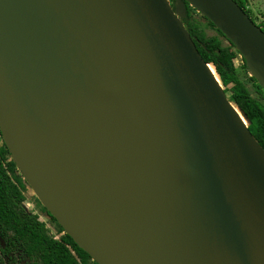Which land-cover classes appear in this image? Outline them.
Wrapping results in <instances>:
<instances>
[{
	"label": "water",
	"instance_id": "obj_1",
	"mask_svg": "<svg viewBox=\"0 0 264 264\" xmlns=\"http://www.w3.org/2000/svg\"><path fill=\"white\" fill-rule=\"evenodd\" d=\"M185 2L264 89V31L234 0H0L1 138L97 264H260L264 149Z\"/></svg>",
	"mask_w": 264,
	"mask_h": 264
},
{
	"label": "trees",
	"instance_id": "obj_2",
	"mask_svg": "<svg viewBox=\"0 0 264 264\" xmlns=\"http://www.w3.org/2000/svg\"><path fill=\"white\" fill-rule=\"evenodd\" d=\"M171 3L174 0H170ZM253 20L246 8L247 0H234ZM186 16L182 19L190 36L193 38L203 60L215 65L225 76L228 89H224L228 100L245 115L247 127L260 146L264 149V103L253 97L243 81L238 78L237 68L232 54L240 53L223 34L204 16L203 18L227 44L223 45L216 36L207 37L197 30L190 21L191 6L185 2ZM257 24V23H256ZM264 31L262 24H257ZM242 66L245 61L240 55ZM259 91H264L260 84L250 77ZM229 91V94H227ZM26 181L10 158L0 133V237L5 247L0 245V260L7 259L8 264H97L82 250L73 239L64 233L62 227L48 213L38 199H35L39 211L49 217L56 227L58 238L50 236L38 216L28 211L24 205Z\"/></svg>",
	"mask_w": 264,
	"mask_h": 264
},
{
	"label": "rangeland",
	"instance_id": "obj_3",
	"mask_svg": "<svg viewBox=\"0 0 264 264\" xmlns=\"http://www.w3.org/2000/svg\"><path fill=\"white\" fill-rule=\"evenodd\" d=\"M246 8L252 15L255 22L257 24H262L264 26V0H247ZM190 21L197 30L203 32L207 37L216 36L221 40L223 45L227 44V41L223 37H221L216 32V30L209 25V23L203 18V16L192 7L190 10ZM232 55H233L231 56L232 60L234 62L235 67L237 68L238 78L244 82L246 88L253 97H256L257 99H259L261 102L264 103V91H259L256 88L255 83L250 78L252 77L251 73H249L248 69H245L242 66V60L240 55L234 53ZM210 67L215 77L217 78L218 82L222 86V88L228 89L229 84L227 83L224 74L215 65H210ZM227 94H229V91H227ZM24 195H25V200L23 203L26 209L32 212L33 214H35L36 216H38V219L42 222L43 226L45 227L47 233L50 236L54 238L58 237V233H56L55 225L48 219L46 215L42 214L39 211L38 207L36 206L35 199L37 198L34 195L31 188L28 186V184H26V187L24 189Z\"/></svg>",
	"mask_w": 264,
	"mask_h": 264
},
{
	"label": "flooded vegetation",
	"instance_id": "obj_4",
	"mask_svg": "<svg viewBox=\"0 0 264 264\" xmlns=\"http://www.w3.org/2000/svg\"><path fill=\"white\" fill-rule=\"evenodd\" d=\"M43 214V213H42ZM45 215V214H44ZM48 219H49V217H48ZM50 220V219H49ZM64 231V230H63ZM65 233V232H64ZM56 238H58V237H56ZM2 239V238H1ZM3 240V239H2ZM4 242V241H3ZM0 245H1V243H0ZM1 247L2 248H4L5 247V244H4V246H2L1 245ZM0 264H8V260L5 258V259H3V260H0ZM12 264H18L17 262H12Z\"/></svg>",
	"mask_w": 264,
	"mask_h": 264
},
{
	"label": "bare ground",
	"instance_id": "obj_5",
	"mask_svg": "<svg viewBox=\"0 0 264 264\" xmlns=\"http://www.w3.org/2000/svg\"><path fill=\"white\" fill-rule=\"evenodd\" d=\"M259 260H260L259 261L260 264H264V252L261 253Z\"/></svg>",
	"mask_w": 264,
	"mask_h": 264
}]
</instances>
